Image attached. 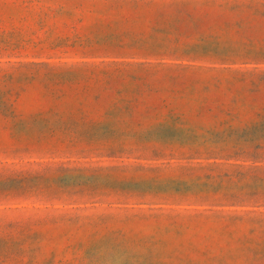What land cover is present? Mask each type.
<instances>
[{
	"label": "rangeland",
	"instance_id": "rangeland-1",
	"mask_svg": "<svg viewBox=\"0 0 264 264\" xmlns=\"http://www.w3.org/2000/svg\"><path fill=\"white\" fill-rule=\"evenodd\" d=\"M0 264H264V0H0Z\"/></svg>",
	"mask_w": 264,
	"mask_h": 264
}]
</instances>
